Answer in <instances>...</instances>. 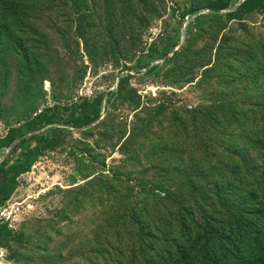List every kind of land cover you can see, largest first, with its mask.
<instances>
[{
  "label": "rangeland",
  "instance_id": "1",
  "mask_svg": "<svg viewBox=\"0 0 264 264\" xmlns=\"http://www.w3.org/2000/svg\"><path fill=\"white\" fill-rule=\"evenodd\" d=\"M183 1L9 0L0 14L4 130L44 108L114 92L128 75L142 102H110L91 127H63L61 144L19 178L0 208L13 234L25 236L14 264H101L105 256L144 264L142 253L156 254L181 229L176 219L195 226L216 217L215 184L204 176L234 170V145L248 140L236 115L256 113L264 124V13L182 19ZM159 39L177 46L135 71L150 47L161 51ZM129 207L137 218L143 210L132 227L122 219Z\"/></svg>",
  "mask_w": 264,
  "mask_h": 264
},
{
  "label": "trees",
  "instance_id": "2",
  "mask_svg": "<svg viewBox=\"0 0 264 264\" xmlns=\"http://www.w3.org/2000/svg\"><path fill=\"white\" fill-rule=\"evenodd\" d=\"M10 5L9 0H0V14L5 17ZM183 7L182 19L207 11L213 17L223 13L229 23L264 13V0H184ZM202 20V17L195 18L188 24L186 33L190 26ZM158 43L161 44V51L150 47V52L139 58L135 71L138 67L149 66L153 53L165 57L177 46L170 39H159ZM129 77L118 79L114 92L100 93L72 105L44 108L19 127L9 129L8 134L0 139V160L3 159L0 162V208L14 195L19 188V178L31 171L39 155L61 144L65 133L63 127H91L102 117L104 107L107 108L110 102L136 109L141 106V96L129 86ZM236 117L238 123L244 125L247 122L248 140L234 145L238 153L229 163L234 170L216 178L215 175L204 176L206 183L212 178L215 184L216 217H206L204 225L195 226L186 224L184 218L176 219L182 221L181 229L171 235L170 240H162L164 245L156 254L142 253V257L146 256L142 259L144 264H264V124L262 128L257 126L256 113L244 112ZM158 196L156 191L151 196L149 194L148 199L158 202L155 199ZM129 211L130 207L124 209L122 219L128 220L129 227H132L139 218H143V210L139 218L137 213L134 215ZM156 221L152 219L151 224L155 225ZM123 237L120 236L119 241H123ZM11 243L16 244V250L11 254V259H14L18 250L26 246L25 236L22 232L13 234L6 224L0 223V245L11 250ZM135 244L130 246L131 250ZM146 245L144 247L148 248ZM101 264L129 262H119V259L110 261L105 256Z\"/></svg>",
  "mask_w": 264,
  "mask_h": 264
},
{
  "label": "built area",
  "instance_id": "3",
  "mask_svg": "<svg viewBox=\"0 0 264 264\" xmlns=\"http://www.w3.org/2000/svg\"><path fill=\"white\" fill-rule=\"evenodd\" d=\"M7 132H9V130H4L0 126V139L4 138L6 134H8ZM7 212L8 211L5 208L0 210V223L1 224L7 225V222L10 220V218L7 216ZM8 229L12 232L13 231L12 225H8ZM0 264H14L13 259H11L9 249L6 247H2L1 245H0Z\"/></svg>",
  "mask_w": 264,
  "mask_h": 264
},
{
  "label": "water",
  "instance_id": "4",
  "mask_svg": "<svg viewBox=\"0 0 264 264\" xmlns=\"http://www.w3.org/2000/svg\"><path fill=\"white\" fill-rule=\"evenodd\" d=\"M100 119H101V118H100ZM100 119H99V120H100ZM99 120H98V121H99ZM1 161H2V160H1Z\"/></svg>",
  "mask_w": 264,
  "mask_h": 264
}]
</instances>
